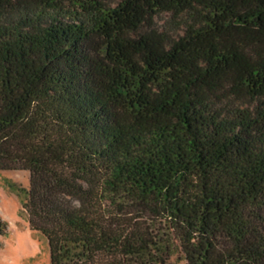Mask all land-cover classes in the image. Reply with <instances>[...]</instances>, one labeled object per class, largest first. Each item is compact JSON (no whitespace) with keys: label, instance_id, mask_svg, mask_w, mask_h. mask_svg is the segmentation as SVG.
<instances>
[{"label":"trees","instance_id":"obj_1","mask_svg":"<svg viewBox=\"0 0 264 264\" xmlns=\"http://www.w3.org/2000/svg\"><path fill=\"white\" fill-rule=\"evenodd\" d=\"M12 169L51 264H264V0H0Z\"/></svg>","mask_w":264,"mask_h":264},{"label":"rangeland","instance_id":"obj_2","mask_svg":"<svg viewBox=\"0 0 264 264\" xmlns=\"http://www.w3.org/2000/svg\"><path fill=\"white\" fill-rule=\"evenodd\" d=\"M120 0H110L115 5ZM170 18L163 13L158 23ZM182 30L179 31L182 34ZM30 186V173L27 170H0V217L6 222L5 234L0 233V264H51L50 249L46 237L29 225L28 213L23 207L21 188ZM170 264H185L174 253Z\"/></svg>","mask_w":264,"mask_h":264}]
</instances>
